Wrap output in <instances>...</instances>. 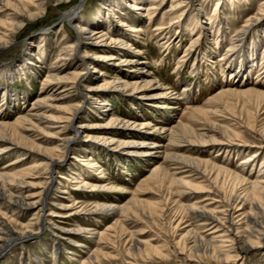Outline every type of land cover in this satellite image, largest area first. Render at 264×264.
Returning a JSON list of instances; mask_svg holds the SVG:
<instances>
[{
    "label": "rangeland",
    "instance_id": "obj_1",
    "mask_svg": "<svg viewBox=\"0 0 264 264\" xmlns=\"http://www.w3.org/2000/svg\"><path fill=\"white\" fill-rule=\"evenodd\" d=\"M102 1L104 0H74L71 4L62 6L51 3L48 12L46 11L35 22L25 26L13 44L6 48H0V124L16 122L29 113L32 105L43 97L42 94L46 97L50 96L51 91L46 90L44 86L47 70L50 67L64 64L65 51L63 48L67 43L71 44L78 40L76 28L79 24L85 27L93 23L94 15L97 9L101 7ZM190 1L191 6L183 10L186 16H181L179 25H172V18L165 12L170 9L173 0H166L163 9L155 14L152 11H147L148 6H144L146 8L143 12L138 11L137 13L140 14H136L131 4L125 3L127 9L122 10L120 8L116 13L122 24L135 28L138 32L126 31L130 35L129 37H119L125 41V45L120 49L122 53H115V49L109 47L108 49H114V54L108 53L106 50L104 55H113L116 59L111 61L96 60L93 57L97 51L92 46L85 45L78 52V55L77 53L74 55L76 57L73 61L75 65L82 63L85 51L89 52L86 61L97 62V67L93 66L94 69L86 70V80L84 79L80 83L82 89L88 85V80L90 81L92 78H96L102 84L114 76H120V78L132 82L131 69L129 71V68L125 66L114 69L111 65L122 56L133 57L135 55L140 62H143L136 75L152 73L154 83L158 87L156 92H154L156 86L152 87L150 91L145 90V93L154 92L159 96L152 101L140 99L138 95L136 97L129 96V93L139 94L134 88L122 90L125 94L119 91H110L107 95L108 91H106V95L95 97L94 104H88L84 100L86 97L83 96L85 104H83L84 107L76 119V125L80 123L94 125L101 121L109 123L118 119L135 124L128 132L126 131L127 134L126 132L125 134H118L114 131L98 130L97 132L93 131L95 139L93 136V138L88 137L89 140L85 137L87 133L76 138L69 148L68 161L64 162L55 173L56 178L65 177V179H60L61 184H57L59 189L62 191L70 190L71 197L76 202L83 203L89 208L95 209L97 205L111 203L124 206L134 198V195L152 203L160 201L158 194L166 199L167 206L164 217L156 212L152 217V222L147 219L148 225L133 221L127 222L123 226L118 225L111 232L113 236L106 238L105 245L108 247H104L103 251H117L123 255L126 261H130L129 264H223L211 256L192 252L189 245L185 246L183 242L177 249L168 237L175 233L174 227L180 221V217H186L184 206L195 203L199 196L196 198L186 195L180 196L178 194L180 187L171 184L169 179L153 181L140 188V185L153 169L163 163L164 154L168 151L210 161L219 167L243 176L242 178H246L250 182L264 179V173L260 171L264 161V152L259 153V157L257 156L254 161L245 163L248 161V156L253 154L251 149L238 152L229 149L217 150L216 148L203 150L198 149V147L191 150L160 149L166 146L169 141L170 127L174 128L180 121L191 125L192 129L201 130L200 121H195L191 116L190 118L188 112L194 109H214L218 105L211 101L221 92L232 89L238 91L256 89L264 92V19L258 20L257 24H252V27L243 35L242 48L238 45V41L234 42L238 38L237 33L245 27L250 19L257 14L264 13V0ZM138 2L140 4L141 0ZM148 2L152 1L148 0ZM78 3H83L79 12L80 20L77 19L73 23L68 20L64 21L62 14L74 6H78ZM217 23L221 24L219 32L212 36L208 35L210 26ZM117 27L123 28L124 26L119 25ZM125 28L127 29V27L123 29L126 30ZM46 34H49L47 44L50 47L46 54H42L41 50L34 51L35 53L33 52L30 57L32 64L26 65L24 63L19 66V60L25 59L23 57L27 54L30 37L34 35L45 36ZM129 45L142 52L134 53L129 50ZM239 47L240 50L236 51ZM39 59H41L40 62H38ZM90 66L84 65L86 68H90ZM74 98L78 102L82 101V96H75ZM57 100L51 102L55 106L61 105ZM221 104L222 109L229 113L228 115L224 114L226 119L218 117L213 120L217 121L216 123L221 127L239 132L241 139L247 143L258 144L259 136L241 125L242 122H249L255 125L257 130H262L264 128V105L261 106L260 104V107L256 103L250 106L244 105L245 100L243 101L242 97L234 95L224 97ZM105 105L106 108L103 109L106 110L104 111L101 107ZM230 113L237 116L235 121ZM47 116L58 117L59 114L48 110ZM213 120L210 121L212 124L214 123ZM33 126L25 124L22 134L30 139H35L47 150H53L58 145L57 139L44 137V135L47 136V132L53 131L37 122ZM36 131H40L38 133L40 136H37ZM41 137L44 138L40 139ZM102 140L109 142L114 140L115 146L119 142H127L128 140H145L149 143L158 144L159 151L156 150L158 152L152 156H141L139 152L128 155V151L125 149L116 150L113 148L115 146L106 148V146L98 145L99 143L103 144ZM90 146H92L91 149ZM20 158L22 157L18 152H6L0 157V171L15 172L35 164L33 157L26 156L18 165L9 166L12 161ZM36 171L43 173L42 169ZM89 174L92 176L88 177ZM42 176L43 179H31L35 186L47 178V175ZM99 177L103 178L108 187L114 186L123 188V190L100 189L91 192L90 190L73 189L76 185L75 181L78 179H83L90 185L98 182ZM57 193L60 198H53L52 201L61 202L69 199L67 192ZM200 196L202 195L200 194ZM49 208L45 209L44 215L50 212ZM2 211L22 225L31 222L36 212L28 210L13 216L12 211L8 212L5 208ZM243 212H238L236 215ZM51 218L68 229L80 227L97 233L106 232L119 219L117 214L104 217L87 214L66 220L57 216ZM244 222L245 220H242L240 225H243ZM32 223L35 222L32 221ZM189 223L193 225L194 221H189ZM181 226L184 228L186 224L183 223ZM35 227V231H39V234L26 238L2 253L0 264H84L83 262H86L89 255L98 247L95 242L98 238L91 239L90 234L82 233V237L78 236L74 244H69L64 238L55 240L50 229L38 230L39 226L36 225ZM135 230L144 231L139 234V237L150 240L155 246H163L162 242L165 241L166 246L162 248L169 256L162 260L158 258L148 261L137 258L136 262L132 260L127 254V248L131 242L130 232ZM184 233L183 230L178 231L175 234L176 239H181ZM59 240L62 245H60L61 249L57 244ZM79 243L87 245L88 249L79 247ZM183 251H185V255L182 253ZM231 255L236 256L234 249ZM188 257L193 260H189ZM116 262L118 259H109L99 264H117ZM236 264H264V242L259 247L249 250L244 259L239 260Z\"/></svg>",
    "mask_w": 264,
    "mask_h": 264
},
{
    "label": "bare ground",
    "instance_id": "obj_2",
    "mask_svg": "<svg viewBox=\"0 0 264 264\" xmlns=\"http://www.w3.org/2000/svg\"><path fill=\"white\" fill-rule=\"evenodd\" d=\"M72 1L74 0H0V48H6L13 44L19 32H21L25 26L33 21L35 22V20L44 14L48 10L49 4L55 3L57 6H62L71 4ZM105 1H107V3H105ZM138 1L139 0L102 1L101 7L97 9L94 15L93 23L85 27L79 24L76 28L78 40L71 44L67 43L63 48V51H65L64 64L57 67H50L47 70L44 86L46 90L51 91L50 96L46 97L41 93L43 97L32 105L31 110H28L29 113L12 124L5 122L0 124V157L9 151L21 154L22 158L19 160L15 159L9 166L18 165L26 156L35 159V164L31 167L22 168L15 172H8L9 170L7 172L0 171V256L6 250L13 248L26 238L38 235L39 231H35V226L38 225V230L48 228L51 230L55 240L64 238L69 244H74L78 236L82 237V233L90 234L89 236L91 239L98 238L97 241H95L98 245L97 249L89 255L86 262H83L84 264H99L109 259H118V262H116L117 264H129L130 261H126L119 252L103 251L104 247H108L105 245L106 238L113 236L111 232L118 225L123 226L130 221L141 222L148 225V221H153L152 217L156 212L159 213L161 217L166 215V199L161 194H158L160 201L157 203L147 202L134 195V198L132 197L133 199L124 206L111 203L97 205L95 209L89 208L83 203L76 202L73 197H71L72 193L70 190H60L57 184H61L60 179H65V177L56 178L55 176L56 170L61 168L64 162L68 161L69 148L76 138L87 133L85 137L93 138L94 136L95 139V133L93 131L97 132L98 130H108L118 134H125V132H128L135 124L118 119L109 123L101 121L94 125H84L82 123L76 125V119L84 107L83 104H85L84 100L88 102V104H94L95 97L106 95V91H108L107 95L110 91H119L125 94L122 90H128L129 88H134L139 92V94L129 93L131 97H136L138 95L140 99H150L151 101L159 97L154 93L158 91V87L156 86L157 84L154 83L155 81L152 73L149 72L148 74L145 73V75H136L140 65L143 64V62H140L138 57H136L137 55L133 57L122 56L116 60L117 62L115 61L116 63L114 62L111 65L114 69H118L119 66L128 67L129 71L131 69L130 77L131 80H133L132 82L124 80L120 78V76H114L109 81L102 84L96 78H92L90 81L87 79L88 85L83 89L80 88V83L87 77L86 70L97 67V62H90V60L89 62L86 61L89 52L85 51L82 63L78 65L73 63L76 58L74 55L76 53L78 55V52L85 45L92 46L97 51L93 59H101L104 61L115 60L116 58L113 55H104V53L107 52L106 50L111 54H114V49L115 53H120V49L125 45V41L121 40L119 37H129L130 35L128 32H138L137 29L122 24L116 12L120 10V8L126 10L125 3H127L132 5V9L136 14H140L137 13L138 11L143 12L146 8L144 6H148V12L152 11V13L155 14L163 9L166 0H151L152 2L141 0L140 4ZM190 4V0H173L170 9L165 11L167 15L172 18V25H179L180 18H182L181 16L185 15V11L183 10L188 9L191 6ZM82 6L83 3L63 13L62 19L64 21L68 20L70 23L75 22L77 19L80 20L79 12ZM152 13L151 16H153ZM263 19L264 13L257 14L250 19L245 27L237 33L238 38H236L234 42L238 41V45L241 47L243 35L252 27V24ZM119 25L127 27V29L125 28L126 30H124V27H117ZM220 29V23L213 26L211 25L208 35L212 36L218 33ZM47 36H49V34L30 37L27 54L23 57L25 59L19 60V66L24 63L26 65H31L30 57L34 51L41 50L42 54H46L47 49L50 48L47 44ZM109 47H113L114 49H108ZM240 47L237 48L236 51L240 50ZM128 48L134 53L142 52L138 49H134L131 45H129ZM40 61L41 59L38 60V62ZM86 64L91 65L90 68L84 67ZM101 75L103 76L104 74ZM154 86H156V90H154V92H149ZM145 90L149 91L145 93ZM233 95L242 97L243 101L245 100L244 105L250 106L253 103H256L259 107L260 104L261 106L264 105L263 91L256 89L243 91L232 89L223 91L212 99L211 102L218 105L215 106L214 109L202 110L193 108L194 110L188 112L189 117L191 116L195 121H200L201 130L192 129L191 125L180 121L174 128L170 127L168 135L169 141L166 146L160 149L191 150L198 147V149L203 150L207 148H216L217 150L229 149L237 152L251 149L253 154L248 156V161L245 163L254 161L259 153L264 152V128L262 130H257L255 125L249 122H242L243 124H240L242 127L256 133L260 138L258 144H249L241 139L239 132L221 127L216 123L217 121L215 122L213 120L218 117L226 119L225 115H228L229 112H225L222 109V99ZM75 96H82V101H76L74 98ZM83 96L86 97L84 100ZM56 99H58L57 101H59L58 103L61 105L55 106L51 102ZM101 108H106V105ZM48 110L57 112L59 116H47ZM103 110L105 111L106 109ZM231 116L234 117L233 120L235 121L237 116L234 114H231ZM212 120L214 122L213 124L210 122ZM35 122L53 131L47 132V136L44 135V137L58 140V145L53 150L45 149L35 139H30L22 134L23 129H25V124L34 127L33 124ZM36 132L37 136H40V134H38L40 131ZM69 134H71V136H68ZM113 141L114 140L111 142L103 141V144L99 143L98 145L110 148V146H115ZM158 146L159 145L156 143H149V141L145 140H128L127 142L117 143L113 148L116 150L119 148L125 149L128 151V155L133 153L137 154L139 152L141 156H152L159 151L157 148ZM91 147L92 146L89 148L91 149ZM163 160V163L153 169L151 174L143 181L140 188L153 181L157 182L158 180L169 179L171 184L180 187L178 190L180 196L186 195L192 198L199 196L195 203L184 206L186 217H180V221L177 219L178 224L174 227L175 233L173 235H171V233V236H168L171 243L177 249H179L180 243L183 242L185 246L189 245L190 250L196 254L211 256L216 259V261L223 264H236L239 260L244 259L249 250L259 247V245L264 242V179H257L250 182L246 180V178H242L243 176L241 177L210 161L197 159L189 155L171 153L169 151L164 154ZM261 166L260 171L264 173V161ZM37 169H42L43 173L36 171ZM42 175H47V178L39 185L35 186L31 179H43ZM89 175L88 177L92 176L91 174ZM98 179V182L90 185L86 183L85 180L78 179L75 181L76 185L73 189H80L82 191L90 190L91 192H96L100 189L123 190V188L119 187H108L102 177ZM57 192H67L69 199L67 198L65 200L66 202L52 201L53 198H60ZM200 194L202 196H200ZM47 207H50V212L44 215L43 213ZM3 208L7 209L8 212L12 211L13 216L18 213H25L28 210H34L36 212L32 221L35 223L33 224L31 221L26 225L19 224L13 217H9L4 213L2 211ZM241 211L244 212L240 215H236ZM87 214L102 217L117 214L119 219L110 226L106 232L97 233L80 227L68 229L51 218L57 216L60 219L66 220L72 217L76 218L80 215L86 216ZM241 217H243L242 220H245L243 225H240L242 221ZM189 221H194V224H190ZM183 223L186 224L184 228L181 226ZM182 230L185 233L181 236V239L177 240L175 234ZM143 232L144 231L140 230L130 232L131 242L128 245L127 254L131 259L136 262L137 258L142 261H148L154 258L160 260L167 258L169 256L168 253L164 252L162 248L166 246V242H162L163 246H155L150 240H144L139 237V234ZM57 244L61 249L62 245L60 240ZM79 247L88 249L87 245L85 246L81 243H79ZM233 249L236 251V256L231 255ZM182 253L184 254L185 251ZM189 260L193 259L189 258Z\"/></svg>",
    "mask_w": 264,
    "mask_h": 264
}]
</instances>
